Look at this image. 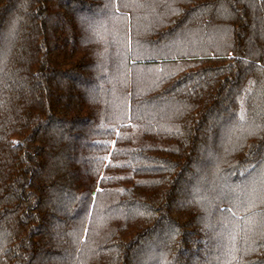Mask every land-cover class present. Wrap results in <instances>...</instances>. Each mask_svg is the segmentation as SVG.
Segmentation results:
<instances>
[{"label":"trees","instance_id":"16d2710c","mask_svg":"<svg viewBox=\"0 0 264 264\" xmlns=\"http://www.w3.org/2000/svg\"><path fill=\"white\" fill-rule=\"evenodd\" d=\"M0 264H264V0H0Z\"/></svg>","mask_w":264,"mask_h":264}]
</instances>
